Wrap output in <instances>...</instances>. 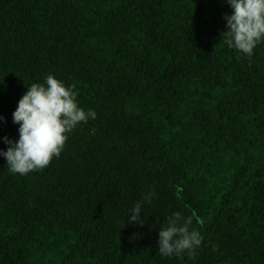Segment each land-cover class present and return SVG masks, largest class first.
Instances as JSON below:
<instances>
[{
  "label": "trees",
  "instance_id": "1",
  "mask_svg": "<svg viewBox=\"0 0 264 264\" xmlns=\"http://www.w3.org/2000/svg\"><path fill=\"white\" fill-rule=\"evenodd\" d=\"M227 0H0V150L48 75L96 118L50 165L0 156V264H264V42L222 39ZM144 224L128 223L137 201ZM179 211L204 240L163 257Z\"/></svg>",
  "mask_w": 264,
  "mask_h": 264
},
{
  "label": "clouds",
  "instance_id": "2",
  "mask_svg": "<svg viewBox=\"0 0 264 264\" xmlns=\"http://www.w3.org/2000/svg\"><path fill=\"white\" fill-rule=\"evenodd\" d=\"M231 15H224L227 30L222 33L223 42L251 58L258 44L264 42V0H227ZM75 83L66 86L48 75L43 84L33 83L19 99L12 113L13 123L18 124L16 141L3 137L9 145L0 156L6 160L8 171L21 176L47 168L64 150L68 134L78 125L96 118L94 110L85 111L77 103ZM0 116V121H3ZM154 191L146 193L132 209L128 223L143 225L141 218L144 202L151 203ZM193 217H184L179 211L166 218V226L160 229L158 248L163 257H180L184 254L195 259L204 240L197 228L192 227Z\"/></svg>",
  "mask_w": 264,
  "mask_h": 264
}]
</instances>
